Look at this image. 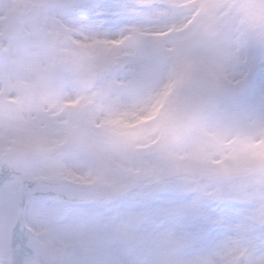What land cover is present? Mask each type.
<instances>
[{
    "label": "clouds",
    "instance_id": "obj_1",
    "mask_svg": "<svg viewBox=\"0 0 264 264\" xmlns=\"http://www.w3.org/2000/svg\"><path fill=\"white\" fill-rule=\"evenodd\" d=\"M35 16L65 94L92 103L80 139L62 116L0 130V180L23 175L31 193L18 212L0 205V264H26L27 244L31 264H111L85 232L117 264H264V0H43ZM41 190L73 228L54 260L33 233ZM129 217L134 245L116 235Z\"/></svg>",
    "mask_w": 264,
    "mask_h": 264
},
{
    "label": "rangeland",
    "instance_id": "obj_2",
    "mask_svg": "<svg viewBox=\"0 0 264 264\" xmlns=\"http://www.w3.org/2000/svg\"><path fill=\"white\" fill-rule=\"evenodd\" d=\"M42 2L43 0H0V130L11 128L23 132L35 123L41 114L52 120H58L62 116L64 119L58 122L66 129L65 139H80L86 135L80 120L88 112L92 99L83 94L66 95V85L55 72V61H62L56 58L54 50L47 56L41 51L38 39L40 25L35 12ZM99 3L106 7L110 0H99ZM18 12L28 15L23 19L20 37L10 40L6 32L7 23L11 16ZM25 150L42 153L45 149L43 145L32 142L25 145ZM3 171L0 169V172ZM15 179L17 178L7 181ZM39 201L47 207L48 215L43 221V227L38 231L33 229L34 237L43 254L54 260L66 243L65 233L73 228L58 223L65 214L63 203L53 199ZM4 205L10 213L14 212L7 200ZM70 214L77 215L78 210L71 209ZM136 222L134 217L127 218L118 225L116 235L122 240H129L133 245L138 243L131 241L129 235ZM80 243L86 250L92 246L93 253L103 255L111 264H117L119 253L110 247L108 241L101 242L96 234L81 233ZM24 252L26 264H31L34 257L26 250ZM0 259L11 260L12 254L0 249Z\"/></svg>",
    "mask_w": 264,
    "mask_h": 264
},
{
    "label": "snow or ice",
    "instance_id": "obj_3",
    "mask_svg": "<svg viewBox=\"0 0 264 264\" xmlns=\"http://www.w3.org/2000/svg\"><path fill=\"white\" fill-rule=\"evenodd\" d=\"M167 95H168V91H166L163 94V96L165 97ZM114 123H115L114 121L105 120L103 124L100 125L99 127L108 128ZM24 187H25V181L22 178H17L11 181H4L2 186H0V205H3L5 200H7L11 205V207L14 209V212H18L19 205L22 203L24 198Z\"/></svg>",
    "mask_w": 264,
    "mask_h": 264
},
{
    "label": "water",
    "instance_id": "obj_4",
    "mask_svg": "<svg viewBox=\"0 0 264 264\" xmlns=\"http://www.w3.org/2000/svg\"><path fill=\"white\" fill-rule=\"evenodd\" d=\"M22 17L23 14H16L9 23L8 33L12 39L16 38L17 35L19 34V31L17 30V26L21 24L20 21ZM24 181H25V185L30 182L29 180H24ZM0 182H2V180ZM29 195H31L30 192ZM38 197L58 198L63 201V198L58 193H49L47 190H41Z\"/></svg>",
    "mask_w": 264,
    "mask_h": 264
}]
</instances>
